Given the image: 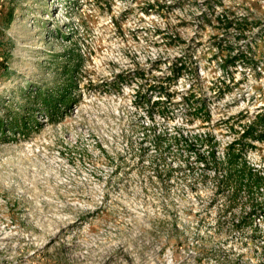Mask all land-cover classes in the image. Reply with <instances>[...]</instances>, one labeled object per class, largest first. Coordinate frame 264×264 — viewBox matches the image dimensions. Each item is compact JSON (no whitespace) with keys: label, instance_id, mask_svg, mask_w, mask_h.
<instances>
[{"label":"rangeland","instance_id":"rangeland-1","mask_svg":"<svg viewBox=\"0 0 264 264\" xmlns=\"http://www.w3.org/2000/svg\"><path fill=\"white\" fill-rule=\"evenodd\" d=\"M162 82L151 117L134 94ZM66 88L73 111L0 133V264H264V212L177 141L212 134L222 161L264 108V0H0V118ZM243 153L264 176V141Z\"/></svg>","mask_w":264,"mask_h":264},{"label":"trees","instance_id":"trees-1","mask_svg":"<svg viewBox=\"0 0 264 264\" xmlns=\"http://www.w3.org/2000/svg\"><path fill=\"white\" fill-rule=\"evenodd\" d=\"M155 6H152V8ZM222 20V18H221ZM231 20L226 24L227 27L230 26ZM243 27L242 24L238 25ZM230 58L227 59L228 67L235 65L237 61L244 59V54L241 50H229ZM171 68V66H170ZM6 69V68H4ZM172 69V68H171ZM186 69V66L183 63L177 64L174 69V77L178 79L183 71ZM231 79H234L233 77ZM155 87V86H154ZM155 91L159 95L158 100H153L149 95L141 94V90H137L135 95V104L143 106L147 112L153 117L155 111H157L161 116H165L166 107L161 106L163 101L171 102L175 94L170 87H166V84L162 82L159 86H156ZM70 90L64 89L62 95L59 98L55 97H46L45 102L48 107H38V108H29L24 106L22 112L18 113L15 122L11 123L12 127L9 126L6 120L0 118V133H3L5 130L11 131L14 134L21 133L27 134V130L33 128L32 124L36 122V113L40 112L49 116L52 120L55 116H61L63 111H67L72 107L75 101L69 99ZM190 96H182L183 100L190 102ZM70 103V104H69ZM23 104L18 106V109L21 108ZM190 108L197 115H202V120L204 123L211 121V114L209 111H205L206 106H199L196 103L189 104ZM151 109V110H149ZM204 111V115H203ZM248 122H244L241 125L240 130H235L238 133V137H234L233 140L226 146V149L223 153V160L219 161L217 158V141L215 140L212 134H206L205 137H197L195 141H190L184 134H181L177 141H184L188 144V147L197 155V159L204 166L211 164V168L214 170V173L217 180V193L218 194H228L230 195V203L235 201L236 196L242 190H245L250 193L249 195V211L245 214L248 217H254L259 214H263L264 205L259 200V195L264 194V176L257 170V168L250 165L244 154L246 148H254L256 142L264 141V108L252 116H247ZM234 125H232V128ZM165 137L163 135H155L156 144L161 143ZM208 146L207 154H202L199 152V148L202 146ZM221 174V177L219 178ZM232 198V199H231ZM238 227H242L244 224L243 221H239Z\"/></svg>","mask_w":264,"mask_h":264},{"label":"built area","instance_id":"built-area-1","mask_svg":"<svg viewBox=\"0 0 264 264\" xmlns=\"http://www.w3.org/2000/svg\"><path fill=\"white\" fill-rule=\"evenodd\" d=\"M220 3H221V2H220ZM216 6H218V4H217ZM232 25H236L235 22H232V21H231V23H230V27H231ZM238 25H239V24H238ZM238 25H236V26H238ZM240 39H242V38H240ZM136 93H137V90H136V92H135V94H134V103H135V95H136ZM76 105H77V103H76V104H73L71 108H69L67 111H65V112H63V113L65 114V113H69V112L73 111V109H74L73 107L76 106ZM50 121H51V119L49 118L48 115L43 114V113H40V112H37V113H36V122H35L32 126L34 127V129L37 130L39 125H41L42 123L47 124V123L50 122ZM13 134H14V133H13ZM14 135H15V136H21V135L25 136L26 134L16 133V134H14ZM230 142H231V141H230ZM256 143H257V142H256Z\"/></svg>","mask_w":264,"mask_h":264}]
</instances>
